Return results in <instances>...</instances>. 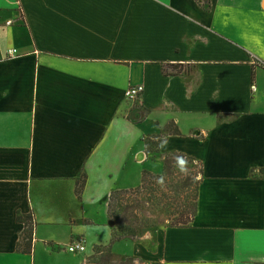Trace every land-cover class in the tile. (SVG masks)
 <instances>
[{
  "label": "crops",
  "instance_id": "crops-1",
  "mask_svg": "<svg viewBox=\"0 0 264 264\" xmlns=\"http://www.w3.org/2000/svg\"><path fill=\"white\" fill-rule=\"evenodd\" d=\"M262 3L0 0V264H264ZM174 154L201 164L193 220L113 240L111 191Z\"/></svg>",
  "mask_w": 264,
  "mask_h": 264
},
{
  "label": "trees",
  "instance_id": "trees-1",
  "mask_svg": "<svg viewBox=\"0 0 264 264\" xmlns=\"http://www.w3.org/2000/svg\"><path fill=\"white\" fill-rule=\"evenodd\" d=\"M180 71V69H175V72ZM173 132L177 133L178 131L174 128ZM163 141L164 136L148 138L144 141L145 149L157 152ZM201 174V164L190 156L174 154L165 158L160 173L154 174L144 170L142 171L141 181L138 186L130 189L111 191L108 202L109 222L114 208L112 204L113 199H115V216H117L120 210L130 206L132 198L138 197L151 206H161L166 218L170 219L169 226H185L190 224L196 213ZM84 183L85 175L81 174L75 188L78 197L81 194ZM130 196L131 200H128ZM124 200L126 201L125 204L123 203ZM16 220L23 225L22 232L16 243V249L23 253H29L34 227L33 218L31 214H17ZM135 234L136 231L130 229L126 230L122 235H117L112 228L113 240ZM131 261L132 259L127 258L121 264H129Z\"/></svg>",
  "mask_w": 264,
  "mask_h": 264
},
{
  "label": "rangeland",
  "instance_id": "rangeland-1",
  "mask_svg": "<svg viewBox=\"0 0 264 264\" xmlns=\"http://www.w3.org/2000/svg\"><path fill=\"white\" fill-rule=\"evenodd\" d=\"M128 200H131V196ZM125 202L124 200L123 203L125 204ZM112 204L114 208L111 213L110 223L114 233L116 232L117 235H122L126 230L130 229L136 231V235H140L145 231L156 228L155 218H159L160 215L166 218L161 206H151L138 197L132 198L130 206L120 210L117 216H115V199H113ZM169 222L170 219H167V225Z\"/></svg>",
  "mask_w": 264,
  "mask_h": 264
},
{
  "label": "built area",
  "instance_id": "built-area-1",
  "mask_svg": "<svg viewBox=\"0 0 264 264\" xmlns=\"http://www.w3.org/2000/svg\"><path fill=\"white\" fill-rule=\"evenodd\" d=\"M11 22L6 21V25H9ZM16 53L15 48H10L7 50V55L13 56ZM254 89V86H252ZM143 92V86L141 84H130L126 87L124 91V98L128 101H136L140 94ZM69 252H83L85 250V245L82 241H75L67 246Z\"/></svg>",
  "mask_w": 264,
  "mask_h": 264
},
{
  "label": "water",
  "instance_id": "water-1",
  "mask_svg": "<svg viewBox=\"0 0 264 264\" xmlns=\"http://www.w3.org/2000/svg\"><path fill=\"white\" fill-rule=\"evenodd\" d=\"M262 7L264 8V0H263V3H262Z\"/></svg>",
  "mask_w": 264,
  "mask_h": 264
}]
</instances>
